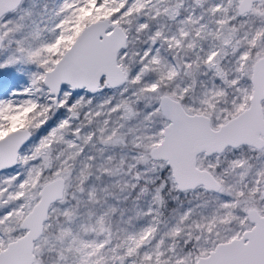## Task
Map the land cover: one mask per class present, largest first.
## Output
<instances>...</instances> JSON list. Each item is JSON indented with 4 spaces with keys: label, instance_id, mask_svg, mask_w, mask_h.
Returning <instances> with one entry per match:
<instances>
[{
    "label": "snow or ice",
    "instance_id": "1",
    "mask_svg": "<svg viewBox=\"0 0 264 264\" xmlns=\"http://www.w3.org/2000/svg\"><path fill=\"white\" fill-rule=\"evenodd\" d=\"M0 264H264V0H0Z\"/></svg>",
    "mask_w": 264,
    "mask_h": 264
}]
</instances>
